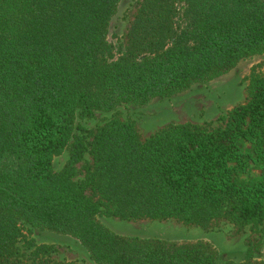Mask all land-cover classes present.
Instances as JSON below:
<instances>
[{"label": "trees", "instance_id": "1", "mask_svg": "<svg viewBox=\"0 0 264 264\" xmlns=\"http://www.w3.org/2000/svg\"><path fill=\"white\" fill-rule=\"evenodd\" d=\"M120 1L0 0V264H79L50 260L35 232L78 240L95 264H264L249 249L224 259L209 242L125 236L100 220L263 231L264 68L216 127L172 123L142 140L130 121L76 123L180 96L264 55V0H140L115 45Z\"/></svg>", "mask_w": 264, "mask_h": 264}, {"label": "rangeland", "instance_id": "2", "mask_svg": "<svg viewBox=\"0 0 264 264\" xmlns=\"http://www.w3.org/2000/svg\"><path fill=\"white\" fill-rule=\"evenodd\" d=\"M140 0H121L114 15L108 39L115 45L125 42V36ZM264 68V55L241 63L233 72L208 84L195 87L180 96L159 99L144 108H117L109 112H95L91 117H77V126L93 130L111 119L130 121L143 140L168 124L192 123L197 125H218L217 119L231 108L247 99L246 79L252 69ZM68 159V150L54 158L53 169L58 172ZM84 163L76 167L78 178L84 173ZM100 220L114 232L125 236L163 238L179 242H209L224 259L241 258L249 249L257 259H264V230L252 232L249 228L237 230L232 225L219 222L209 229L186 225L176 220L124 221L101 215ZM31 238L35 245L49 246V259L53 262L95 264L86 248L76 239L49 232H35ZM20 258L27 260L31 250L22 244L18 246Z\"/></svg>", "mask_w": 264, "mask_h": 264}]
</instances>
